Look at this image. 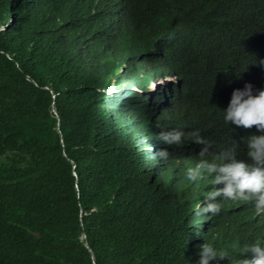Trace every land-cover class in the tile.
<instances>
[{
	"label": "trees",
	"instance_id": "trees-1",
	"mask_svg": "<svg viewBox=\"0 0 264 264\" xmlns=\"http://www.w3.org/2000/svg\"><path fill=\"white\" fill-rule=\"evenodd\" d=\"M1 25L0 264L261 252L264 0H0ZM121 76L171 79L107 108Z\"/></svg>",
	"mask_w": 264,
	"mask_h": 264
},
{
	"label": "clouds",
	"instance_id": "clouds-1",
	"mask_svg": "<svg viewBox=\"0 0 264 264\" xmlns=\"http://www.w3.org/2000/svg\"><path fill=\"white\" fill-rule=\"evenodd\" d=\"M3 25H1L0 28H2ZM4 29V27L2 28ZM117 72H123V67L122 66H119L117 68ZM125 77V76H124ZM155 76H153L152 78H143V80H145L146 82H143L142 79H134L132 81H134L135 83H130V85L128 87H122V86H119L118 83H116L115 81L113 82V85L111 88H107L106 89V93H107V96H106V101H107V98H111V97H118L117 99V105L116 106H119V102H120V98L125 94V91H130V90H133V91H142L143 87L141 86H148V82H149V89H147L145 87V89L147 91H153L156 89L157 87V83L155 82ZM121 77H118V79H120ZM138 78H142V77H138ZM125 79H128L125 77ZM141 82V83H140ZM151 83V85H150ZM107 106V105H106ZM112 106V105H110ZM115 112L117 113H114V114H120V111H118L117 109H114ZM122 114V113H121ZM125 115V114H124ZM122 114V122L124 123V125H126L127 127L129 126H134L132 121L129 120V116H124ZM121 116V115H119ZM124 117V118H123ZM133 129H131L132 131ZM149 143V142H148ZM142 144V143H141ZM143 145V144H142ZM144 149H147V151H152L153 148L150 144H144L143 145ZM152 149V150H151ZM228 202H234V203H237L238 200L235 199V198H230ZM261 245L257 246V247H260ZM247 251H244L243 254L237 258H234V264H264V246L263 248L261 249V252L257 253V255H254L252 253H250L246 247ZM260 251V250H259Z\"/></svg>",
	"mask_w": 264,
	"mask_h": 264
},
{
	"label": "rangeland",
	"instance_id": "rangeland-1",
	"mask_svg": "<svg viewBox=\"0 0 264 264\" xmlns=\"http://www.w3.org/2000/svg\"><path fill=\"white\" fill-rule=\"evenodd\" d=\"M2 28H3V26H2ZM155 78V82L157 83V84H163V82L164 81H166V80H169V79H171L170 77H165V76H155L154 77ZM130 83H135L134 81H132L131 79H125V77L124 76H121V78L119 79V83H118V85L119 86H122V87H128L129 85H130ZM141 87H143V88H147V89H149L150 87H149V82H148V86L146 85V86H141ZM117 99H118V97H111V98H107V101H106V105H107V108H111L110 107V105H113V107H115L116 108V105H117ZM112 111H113V113H117V112H115L113 109H112ZM120 115V114H119ZM124 118V117H123ZM138 133V132H137ZM141 143L144 145L145 143H147V138H145V139H142L141 140Z\"/></svg>",
	"mask_w": 264,
	"mask_h": 264
},
{
	"label": "water",
	"instance_id": "water-1",
	"mask_svg": "<svg viewBox=\"0 0 264 264\" xmlns=\"http://www.w3.org/2000/svg\"><path fill=\"white\" fill-rule=\"evenodd\" d=\"M54 111L57 113L56 108H54ZM83 236L85 237L86 234L83 233ZM84 243L91 250V252H92V258H93V260L95 262V253H94V251L92 250L91 246L89 245V243L86 240L84 241Z\"/></svg>",
	"mask_w": 264,
	"mask_h": 264
}]
</instances>
